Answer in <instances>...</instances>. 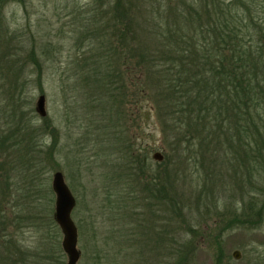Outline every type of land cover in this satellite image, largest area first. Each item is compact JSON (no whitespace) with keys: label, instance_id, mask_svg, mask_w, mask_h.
<instances>
[{"label":"rangeland","instance_id":"374dc122","mask_svg":"<svg viewBox=\"0 0 264 264\" xmlns=\"http://www.w3.org/2000/svg\"><path fill=\"white\" fill-rule=\"evenodd\" d=\"M114 1L0 0V128H47L43 135L34 133L36 149L28 154L24 131L0 146L3 179L10 178L3 203L12 220L8 231L27 249L30 264L36 256L44 263L67 264L53 221L51 183L61 172L76 200L71 217L78 233L77 264H160L162 208L129 165L127 145H132L146 155L151 174L169 170L176 177L174 196L191 223L209 235L193 264H264V203L263 217L254 225L222 217V212L240 217L255 192L242 191L249 180L244 167L218 160L219 151L207 154L217 160L208 167L166 163L159 126L152 114L146 117L145 107L131 114L128 102L112 104L94 90L92 79L83 82L92 74L89 62L80 70L81 56L92 53L91 23ZM145 4L157 5L156 0L140 3ZM39 96L45 97V118L35 111ZM154 153L162 160H154ZM252 180L264 188V167ZM234 251L239 259L232 257Z\"/></svg>","mask_w":264,"mask_h":264},{"label":"trees","instance_id":"16d2710c","mask_svg":"<svg viewBox=\"0 0 264 264\" xmlns=\"http://www.w3.org/2000/svg\"><path fill=\"white\" fill-rule=\"evenodd\" d=\"M143 2L115 0L94 16L88 43L92 53L81 56L80 68L89 62L92 74L85 77L83 71V82L92 79L94 90L112 104L128 102L131 114L145 107L146 117L152 114L159 126L166 163L208 167L217 160L207 154L219 151L218 160L244 167L249 180L242 191L255 192L244 202L240 217L229 212L222 217L232 224H256L264 203V188L252 180L253 172L259 177L264 167V0H156L157 5H140ZM46 130L0 128V146L24 131L28 154L36 149L32 139ZM127 156L147 182L142 187L162 208L160 264H193L209 235L191 223L183 202L174 196L176 177L169 170L151 174L146 155L135 153L132 145H127ZM3 157L0 152V264H30L27 249L8 231L12 220L3 203L10 178L3 179ZM51 261L36 256L32 262Z\"/></svg>","mask_w":264,"mask_h":264},{"label":"water","instance_id":"95a60500","mask_svg":"<svg viewBox=\"0 0 264 264\" xmlns=\"http://www.w3.org/2000/svg\"><path fill=\"white\" fill-rule=\"evenodd\" d=\"M35 111L40 117L46 116L44 96H39L37 99ZM153 159L161 161L162 155L154 153ZM51 189L55 195L53 220L62 234V250L66 255L67 264H77L80 251L77 249V228L71 217L76 204L75 198L66 185L61 172L53 174ZM232 257L239 259V252L234 251Z\"/></svg>","mask_w":264,"mask_h":264}]
</instances>
